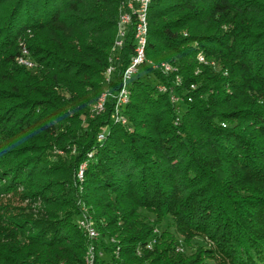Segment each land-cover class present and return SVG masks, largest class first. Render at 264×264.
Returning <instances> with one entry per match:
<instances>
[{"label":"trees","instance_id":"1","mask_svg":"<svg viewBox=\"0 0 264 264\" xmlns=\"http://www.w3.org/2000/svg\"><path fill=\"white\" fill-rule=\"evenodd\" d=\"M123 2L0 0V198L22 186L20 195L48 207L41 218L0 215V236L4 221L27 224L33 231L27 240L47 258L27 262L9 249L0 264H83L88 238L72 217L69 172L89 153L85 200L105 221L98 226L102 237L110 228L123 233V258L145 242L136 213L142 207L206 233L233 264H264V0H151L144 55L176 62L183 99L176 108L157 84L135 76L122 109L131 130L112 118L110 95L103 111L90 116ZM131 31L115 62L111 93L120 89L133 54ZM30 34L25 39L36 72L16 63L18 41ZM198 53L219 71L199 63ZM140 66L171 84L172 74ZM54 145L74 146L76 153L67 162H49L46 152ZM10 208L0 202V212Z\"/></svg>","mask_w":264,"mask_h":264},{"label":"rangeland","instance_id":"2","mask_svg":"<svg viewBox=\"0 0 264 264\" xmlns=\"http://www.w3.org/2000/svg\"><path fill=\"white\" fill-rule=\"evenodd\" d=\"M120 8L117 16L116 37L110 49L109 63L107 67L103 70L101 75V86L103 87V90L98 96V99L93 103L90 116L94 117L99 112L103 111L104 103L110 95L115 99V104L112 111V118H114V121L120 122V124L131 130L132 127L130 126V123L122 114V109L124 105L128 102V84L130 83V81H132L135 76H140L141 79L146 82L157 84V89L161 92L165 91L164 93H168L171 103L176 106V108H179V105L181 104V101L183 99L181 92L178 91V89L182 85V76L177 72L178 68L175 61L164 59L152 61L151 59H147L145 57L144 61L141 64H147L149 68H151V70L156 71L157 73H160L163 76H168L172 74L173 78L171 80V84L167 85L163 82H160L153 72L147 71L145 70L144 66L139 65L136 69V72L131 74V76L129 77L130 79H126L127 82H124L123 72L122 85L120 89L116 93H111V91L109 90V85L114 80L113 74L115 71V62L119 58L118 55L122 46L114 45L118 34V20ZM30 37L31 34L28 35V37H24L23 39H20L18 41V50L19 53H21L23 50L27 52L26 58L29 62L32 63V65L26 66L20 64L17 59L16 63L29 69L31 72H36V63L32 60L26 43V39ZM114 46H116V48ZM200 55L203 56V54L198 53L197 55V60L199 63L209 64L213 71H219V66L214 61H208L204 56L203 60H200ZM163 65H169V69L165 71ZM199 70L200 69L197 68L195 70V74L199 73ZM124 88L127 91L126 94L122 93V90ZM189 88L190 90H195L197 88V84L191 83ZM100 139V134H98V140ZM75 153L76 151L74 146H72V148L70 149H63L54 145L49 147V150L46 152V156L49 162H56L57 160H66L67 162L70 157ZM91 157L92 153H89V155H87L86 160L79 163L74 168V170H72V172H69V179L71 180V187L73 188L74 207L77 213L72 216L74 222L77 228L80 229L82 232H85L86 234V231L82 229L79 224L80 220L84 219L85 222L91 224V226L97 232V236L95 238H91L86 234L88 240L86 244L83 264H95L96 261H98L97 257H99L101 261V263L99 264H111V252L114 254V264L116 261L121 260L123 261V264H233V258L225 253H222L220 249L216 246L215 242L206 233L185 228L181 223L176 222L175 217L170 213L158 214L154 209L142 207H139L136 213L137 221L140 225V230L142 229L144 232L143 235L145 242H143L144 244L142 242L135 244V251L123 258L120 255V246L124 244L120 243L123 233L121 231L113 233V228H110L105 231V236L102 237L101 231L99 230L98 226H100V224L102 225V223L105 224V221H103L102 218H96L93 210H91L89 204L85 200L86 196L83 184L85 181L84 170L86 169L88 161ZM249 185L251 184L249 183ZM16 191L19 194H16L15 196H3L0 198V202L1 204L6 203L9 207L17 209L10 208V210L8 211L0 212V215L7 216L23 212L25 213L26 217L29 215L33 216L34 218L44 217L43 213L46 212L45 210L48 209V207H46V205L40 198H25L23 195H20V193H23L25 191L22 186H18ZM51 210H53L52 212L57 211V209ZM4 222V226L6 229L3 226L1 228L2 233L0 236V254L5 255L4 251L6 252L10 249L9 251L18 250L17 252L20 253L18 254L15 252V254L19 255V258L27 260V262H32L34 258H36L35 260L39 258L44 260L45 258H47V255L44 254V249L42 246L32 245L27 240V236L33 233L29 225L26 224V227L24 228H15L8 225L6 221ZM101 240L104 243V246L109 248L111 247V251L110 249L109 251L105 250L104 246L99 244ZM30 250H33L31 252L34 255H24L26 251ZM36 251L40 252L38 256L36 255L38 253ZM45 264L67 263L59 261H47Z\"/></svg>","mask_w":264,"mask_h":264},{"label":"built area","instance_id":"3","mask_svg":"<svg viewBox=\"0 0 264 264\" xmlns=\"http://www.w3.org/2000/svg\"><path fill=\"white\" fill-rule=\"evenodd\" d=\"M143 3H144V0H124V12H123V15L119 18L122 24L121 41H120L119 46L122 45V42L124 38L126 37V34L128 33L129 29L137 30V40H136V43L134 44V54L131 57L129 65L124 71V82L126 81V79H128L131 76V74L136 72L137 67L141 65L142 63L137 60L136 51L138 47V37H139V31H140L141 6ZM26 53L27 52L25 51L23 55H20V64L31 66L32 63L29 62L28 59L26 58ZM200 60H203V59H200ZM122 93H124V89L122 90ZM100 137H101V134H100ZM88 236H95V234L93 233V229L89 227H88Z\"/></svg>","mask_w":264,"mask_h":264},{"label":"bare ground","instance_id":"4","mask_svg":"<svg viewBox=\"0 0 264 264\" xmlns=\"http://www.w3.org/2000/svg\"><path fill=\"white\" fill-rule=\"evenodd\" d=\"M151 2V0H144V3L141 6V21H140V31H139V37H138V47H137V51H136V58L138 61L143 62L145 59V55H144V49H145V44H146V34H147V10H148V6L149 3ZM124 12V2L121 5L120 8V12H119V18L123 15ZM133 34V41L134 44L136 43L137 40V30H132L131 31ZM121 33H122V24L120 22V20H118V34H117V39L115 41L116 46L120 45V41H121ZM116 46H114L116 48ZM25 50L22 51V55L24 54ZM199 59H203V57L200 55ZM111 60V58H110ZM17 61L20 63V56L17 58ZM147 61V60H146ZM165 68V71L169 69V65H163ZM162 66V67H163ZM158 67V66H157ZM110 68V67H109ZM108 68V69H109ZM163 68V70H164ZM111 70V69H110ZM109 74V73H108ZM107 77V76H106ZM130 79V78H129ZM128 79V80H129ZM127 82V81H126ZM127 84V83H126ZM126 87V85H125ZM126 90L124 88V94H126ZM165 92V91H164ZM126 96V95H125ZM127 97V96H126ZM127 101V100H126ZM121 104V103H120ZM124 105V104H123ZM120 106V105H119ZM102 137V136H101ZM80 176V175H79ZM83 178V177H82ZM85 215V214H84ZM86 218V217H85ZM80 227H82L87 235H88V227L92 228V226L89 223H85V220L81 219L80 220ZM88 227H87V225ZM93 229V228H92ZM93 233L95 234V236H89L91 238H95L97 236V232L96 230L93 229ZM89 248V247H88ZM90 251V250H89ZM89 253V252H88ZM91 253V252H90ZM93 253V252H92ZM91 257V256H90ZM88 258V257H87Z\"/></svg>","mask_w":264,"mask_h":264}]
</instances>
